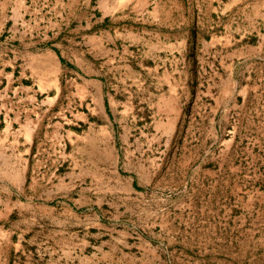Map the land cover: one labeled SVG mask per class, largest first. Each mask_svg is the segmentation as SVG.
I'll list each match as a JSON object with an SVG mask.
<instances>
[{
  "label": "rangeland",
  "instance_id": "obj_1",
  "mask_svg": "<svg viewBox=\"0 0 264 264\" xmlns=\"http://www.w3.org/2000/svg\"><path fill=\"white\" fill-rule=\"evenodd\" d=\"M40 1L4 36L32 41L58 109L89 113L55 148L96 162V264H264V0ZM179 5L194 27L207 7V42L164 43L143 15Z\"/></svg>",
  "mask_w": 264,
  "mask_h": 264
},
{
  "label": "crops",
  "instance_id": "obj_2",
  "mask_svg": "<svg viewBox=\"0 0 264 264\" xmlns=\"http://www.w3.org/2000/svg\"><path fill=\"white\" fill-rule=\"evenodd\" d=\"M43 1L47 0L40 3ZM32 6V0H0V264H16L20 248L17 238L27 242L26 264H43V260L45 264H64L65 254L70 256V264H80L81 259L96 264V252L89 251L97 249L91 242L97 227V173L92 168L96 162L80 149H71L65 162L66 154L55 148L59 137L67 135L69 142L76 145L70 126L71 122L76 123L72 115L86 122L89 113L58 109V89L50 97L48 86L44 88L41 80H31L34 74L26 63L34 56L29 48L32 41L4 36L5 31L17 30L18 15L21 26H25L21 28L26 29ZM201 12L204 20L198 18L195 27L188 6L158 7L143 15L172 33V37L163 38L168 40L164 43L187 46L192 43L194 29L202 31L196 40L207 42L204 30L212 25L205 20L207 7L197 11ZM156 38L161 44V38ZM43 74L48 78L47 69L44 73L41 70V79ZM105 126L100 125V130H107ZM105 137L112 143L110 135ZM100 176L105 180L106 169L101 170ZM18 223H23V227Z\"/></svg>",
  "mask_w": 264,
  "mask_h": 264
}]
</instances>
